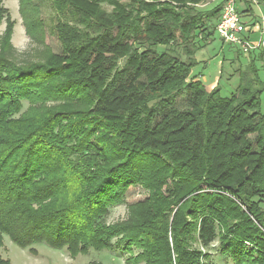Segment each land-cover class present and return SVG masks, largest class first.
Returning <instances> with one entry per match:
<instances>
[{
    "label": "trees",
    "instance_id": "obj_1",
    "mask_svg": "<svg viewBox=\"0 0 264 264\" xmlns=\"http://www.w3.org/2000/svg\"><path fill=\"white\" fill-rule=\"evenodd\" d=\"M43 1L62 53L22 65L0 0V243L215 264L201 247L218 240L235 264H264V81L253 59L231 96L192 75L225 1ZM19 3L38 40L39 6ZM137 186L147 198L107 223Z\"/></svg>",
    "mask_w": 264,
    "mask_h": 264
},
{
    "label": "rangeland",
    "instance_id": "obj_2",
    "mask_svg": "<svg viewBox=\"0 0 264 264\" xmlns=\"http://www.w3.org/2000/svg\"><path fill=\"white\" fill-rule=\"evenodd\" d=\"M121 3H128L129 0H119ZM225 0H204L197 5L199 10L205 11L215 8ZM2 5L10 11L12 19L15 21L13 35L11 37V52L16 61L20 64H29L38 61H46L45 54L62 53V44L55 30V24L60 19L55 9L48 1L33 0V8L39 6V17L43 21V26L37 30L38 40L33 39L27 34L26 26L20 11L19 0H2ZM252 8V13L242 14V21L251 23L253 21L261 25L262 30L255 32L252 40L259 41L264 31V0H236L237 9L242 12L248 6ZM104 8L112 10V6L104 4ZM6 24L3 22L0 26V38L5 33ZM0 42L1 39H0ZM1 44V43H0ZM239 46L224 42L217 33H215L211 42L196 53L198 65L193 69V76H198L209 90L216 86L221 89L223 96H231L235 92L240 82V70L245 69L250 64L251 59L259 70V76L264 81V49L253 50L250 53H244ZM180 49V53H181ZM261 55L263 57L261 58ZM183 58H186L182 55ZM262 104L264 110V93L262 94ZM29 103L24 102L23 110H26ZM148 192L142 187H131L127 193L124 204L110 209L106 217L107 223H114L125 220L128 216L129 205L142 201L147 198ZM219 241L216 240L210 248L201 249L212 254L211 261L215 264H235L229 257L220 255ZM30 248H22L7 234L2 235L0 243V256L7 259L11 264H127L125 259L128 254H122L120 251L112 252L110 250L91 249L88 253H80L72 256L66 248L59 249L51 247L46 243H37ZM138 252V250H135ZM146 264V263H139Z\"/></svg>",
    "mask_w": 264,
    "mask_h": 264
},
{
    "label": "built area",
    "instance_id": "obj_3",
    "mask_svg": "<svg viewBox=\"0 0 264 264\" xmlns=\"http://www.w3.org/2000/svg\"><path fill=\"white\" fill-rule=\"evenodd\" d=\"M215 29L224 42L239 46L244 53L261 47L264 49V31L261 32L262 37L259 41L252 40L254 33L262 30L261 25L257 22L242 21L236 0H225Z\"/></svg>",
    "mask_w": 264,
    "mask_h": 264
}]
</instances>
